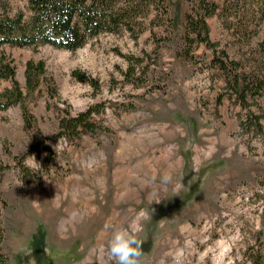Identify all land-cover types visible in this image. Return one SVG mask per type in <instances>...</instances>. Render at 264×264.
<instances>
[{
	"label": "rangeland",
	"instance_id": "obj_1",
	"mask_svg": "<svg viewBox=\"0 0 264 264\" xmlns=\"http://www.w3.org/2000/svg\"><path fill=\"white\" fill-rule=\"evenodd\" d=\"M165 1L172 20L167 41L154 42L146 31L137 41L100 34L74 51L1 48L13 60L32 117L27 126L19 105L0 110L6 264H107L112 230L129 226L140 228V264H249L252 248L264 244V137L239 127L248 109L262 112L255 101L244 109L230 96L203 44L193 46L192 59L180 56L189 0ZM0 9L26 14V0H0ZM206 22L209 38L239 58L218 15ZM119 53L143 57L147 72L126 82ZM28 61L44 63L33 93L24 87ZM74 70L99 89L78 82ZM10 85L0 79V91ZM99 103L93 121L101 129L58 139L50 154L44 145L27 154L22 162L34 176L26 182L16 158L54 134L60 116ZM261 124L264 130V118Z\"/></svg>",
	"mask_w": 264,
	"mask_h": 264
},
{
	"label": "trees",
	"instance_id": "obj_2",
	"mask_svg": "<svg viewBox=\"0 0 264 264\" xmlns=\"http://www.w3.org/2000/svg\"><path fill=\"white\" fill-rule=\"evenodd\" d=\"M187 9L182 37L185 47L179 53L180 56L192 59L194 45L203 44L209 49L212 53L210 64L222 73L225 89L230 96L236 97L244 109L249 107V100H253L258 103V110L262 112L257 114L248 109L239 122L240 129L244 134L257 132L263 138L264 0H223L220 5L214 0H189ZM26 11V14L17 12L12 15L5 9H0V79L11 81L8 89L0 91V110L19 105L21 118L27 126L32 125V117L22 103L25 95L15 80L13 60L1 50L3 46L36 48L48 45L74 51L100 34H124L137 41L142 33L148 31L149 38L154 42L167 41L171 36L172 20L165 0H26ZM215 14L230 37L235 39L233 45L238 44L234 53L239 58L221 48L218 41L214 42L209 38L206 20ZM260 33L262 38L254 43ZM246 47V52H241ZM156 50L152 53L155 54ZM143 54L146 55L145 52ZM119 56L127 63L123 73L126 82L133 83L129 77L147 72L148 64H143V57L120 53ZM71 72L78 82L87 83L94 91L99 89L98 81L91 76L76 70ZM23 73L24 87L27 93H33L44 76V63L28 61ZM55 92L54 90L51 96ZM102 109L103 105L99 103L76 114L65 113L60 116L54 134L50 137L41 136L40 142H33L24 156L16 158L19 172L26 182L34 176L22 162L27 154L39 153L41 145L46 148V154H50L48 146L58 139L76 140L86 133L99 131L101 127L93 121V115H98ZM44 162L50 164L53 159L46 158ZM4 170L5 167L0 166V183ZM5 206L4 194L0 189V264L7 262V255L3 250L5 232L1 221ZM247 260L249 264H263L264 244H259L256 249L252 248Z\"/></svg>",
	"mask_w": 264,
	"mask_h": 264
},
{
	"label": "clouds",
	"instance_id": "obj_3",
	"mask_svg": "<svg viewBox=\"0 0 264 264\" xmlns=\"http://www.w3.org/2000/svg\"><path fill=\"white\" fill-rule=\"evenodd\" d=\"M34 166H39L34 158ZM159 203V199L156 200ZM139 226L114 228L106 243L107 264H140L142 242L137 239Z\"/></svg>",
	"mask_w": 264,
	"mask_h": 264
}]
</instances>
